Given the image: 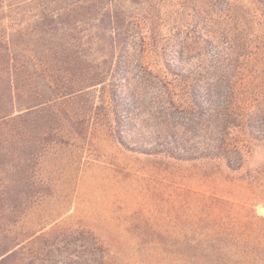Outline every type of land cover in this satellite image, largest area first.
<instances>
[{
	"label": "rangeland",
	"instance_id": "rangeland-1",
	"mask_svg": "<svg viewBox=\"0 0 264 264\" xmlns=\"http://www.w3.org/2000/svg\"><path fill=\"white\" fill-rule=\"evenodd\" d=\"M83 5L102 13L118 8L133 23L114 83L122 95L132 94L124 106L133 109L134 131L140 139L155 142L166 122L174 125L188 116L180 105L186 91L171 89L172 63L184 66L181 73L188 83L196 78L201 89L213 84L215 74L232 76L242 114L249 121L256 115L264 118L260 4L0 0V36L13 41L19 62L38 64L49 57L43 32L70 39L71 25ZM91 24L76 31L84 35ZM101 25L109 27L108 21ZM95 42L89 56H107L108 41ZM43 75L37 74V86L32 88L41 89ZM169 96L175 106L169 105ZM20 123L8 122L6 130ZM63 135L37 161L39 193L10 229L21 250L6 264H32L37 251L50 249L56 235L80 231L104 245L108 264H264V139L253 142L242 169L231 172L217 163H178L127 151L103 125L91 126L85 138L69 126ZM233 138L243 136L238 132ZM67 258V249L61 248L50 261L64 264Z\"/></svg>",
	"mask_w": 264,
	"mask_h": 264
},
{
	"label": "trees",
	"instance_id": "trees-1",
	"mask_svg": "<svg viewBox=\"0 0 264 264\" xmlns=\"http://www.w3.org/2000/svg\"><path fill=\"white\" fill-rule=\"evenodd\" d=\"M253 1L264 13V0ZM93 7L81 6L82 12L71 25L74 34L70 39L59 38L54 31L43 32V47L49 57L38 64L33 60L19 62L13 41L0 36V264L16 258L21 250V243L10 237V229L39 193L35 179L39 157L49 145L62 141L67 126L85 138L91 126L103 125L127 151L178 163H217L231 172L240 171L253 142L264 139V118L256 115L257 121L254 117L249 121L242 114L232 76L215 74L213 84L201 89L196 78L188 83L181 73L184 66L176 63L169 65L174 77L171 89L186 91L180 105L188 116L174 125L166 122L155 142L140 139L134 131L133 109L124 106L132 94L122 95L114 83L133 23L118 8L102 13ZM104 21L109 23L107 29L101 25ZM89 23L84 35L76 31ZM95 40L108 41L107 56H89ZM37 74H44L40 90L32 88L37 86ZM173 99L169 96L168 103L175 106ZM12 121L21 123L6 130ZM238 132L241 140L233 138ZM56 237L47 252L37 251L32 264H55L50 256L61 248L67 249L64 264H108L104 245L90 233Z\"/></svg>",
	"mask_w": 264,
	"mask_h": 264
}]
</instances>
